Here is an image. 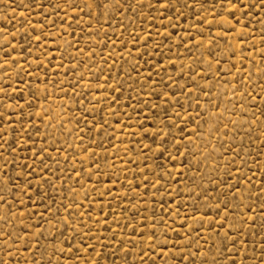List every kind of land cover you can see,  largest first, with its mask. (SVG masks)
Listing matches in <instances>:
<instances>
[{"label":"rangeland","instance_id":"1","mask_svg":"<svg viewBox=\"0 0 264 264\" xmlns=\"http://www.w3.org/2000/svg\"><path fill=\"white\" fill-rule=\"evenodd\" d=\"M0 113V264L264 261V0H0Z\"/></svg>","mask_w":264,"mask_h":264},{"label":"snow or ice","instance_id":"2","mask_svg":"<svg viewBox=\"0 0 264 264\" xmlns=\"http://www.w3.org/2000/svg\"><path fill=\"white\" fill-rule=\"evenodd\" d=\"M138 2H142V0H138ZM228 2L229 3H231V0H228ZM157 3H160V0H157ZM162 6H166V5H162ZM103 7H104V5H103ZM4 114L3 113H0V117H2ZM0 137H2V135H0ZM3 138V137H2ZM165 143H166V141H165ZM163 149H164V145L162 144V145H160V150H161V152L163 151ZM179 151V150H178ZM0 155H3V153L2 152H0ZM0 202H3V197L2 196H0ZM194 219H195V217H193ZM221 227H223V224H221ZM230 235V234H229ZM11 237L9 236V239H10ZM0 240H3V236L2 235H0ZM5 243H6V241H4ZM235 246V245H234ZM188 248H190L191 247V245H188L187 246ZM5 251H7V249H5ZM69 251H71V248L69 247ZM9 255H11V252H9ZM77 255H78V253H77ZM194 255H199V251H197L196 253H194ZM261 255L262 256H264V253H261ZM193 264H195V262L193 261ZM205 264H206V262H205ZM262 264H264V261H262Z\"/></svg>","mask_w":264,"mask_h":264}]
</instances>
